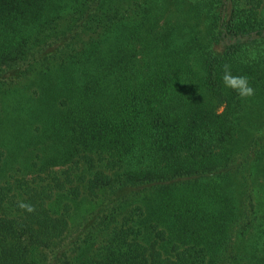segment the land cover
<instances>
[{"label":"trees","instance_id":"1","mask_svg":"<svg viewBox=\"0 0 264 264\" xmlns=\"http://www.w3.org/2000/svg\"><path fill=\"white\" fill-rule=\"evenodd\" d=\"M0 264H264V0H0Z\"/></svg>","mask_w":264,"mask_h":264},{"label":"clouds","instance_id":"2","mask_svg":"<svg viewBox=\"0 0 264 264\" xmlns=\"http://www.w3.org/2000/svg\"><path fill=\"white\" fill-rule=\"evenodd\" d=\"M222 80L226 87L234 89L242 98L255 95V89L250 85L247 76L233 75L231 72V65L227 63L223 65ZM18 206L28 212L35 210L33 205L23 201H21Z\"/></svg>","mask_w":264,"mask_h":264}]
</instances>
